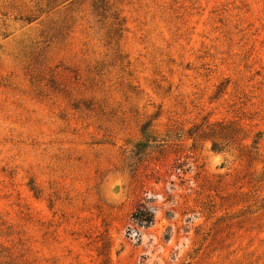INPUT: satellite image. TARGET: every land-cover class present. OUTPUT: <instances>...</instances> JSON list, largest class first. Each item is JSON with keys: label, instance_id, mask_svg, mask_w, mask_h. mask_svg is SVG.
Wrapping results in <instances>:
<instances>
[{"label": "rangeland", "instance_id": "1", "mask_svg": "<svg viewBox=\"0 0 264 264\" xmlns=\"http://www.w3.org/2000/svg\"><path fill=\"white\" fill-rule=\"evenodd\" d=\"M261 199L264 0H0V264H264Z\"/></svg>", "mask_w": 264, "mask_h": 264}, {"label": "trees", "instance_id": "2", "mask_svg": "<svg viewBox=\"0 0 264 264\" xmlns=\"http://www.w3.org/2000/svg\"><path fill=\"white\" fill-rule=\"evenodd\" d=\"M232 126H233V124H229V125H227V124H223V123H218L217 124V127L219 128V130H220V132H222V133H227V134H224V135H222V137L221 138H225V137H228L229 136V132H231L233 129H231L232 128ZM147 127V126H146ZM146 127H143V131H145L146 130ZM237 130L240 132V128H237ZM246 138V136L243 138V139H245ZM259 138V137H258ZM258 138H256V139H254V141H253V145H252V147L254 148V149H257L258 147V141H259V139ZM213 151H215V152H220L221 150L220 149H218L217 148V144H216V142H214L213 143ZM261 178L259 179V180H256L257 182H261ZM257 203H260V206H259V209H264V199H261V201H259V202H257V201H255V205L257 204ZM254 204L252 205V206H255ZM141 222V221H140Z\"/></svg>", "mask_w": 264, "mask_h": 264}]
</instances>
